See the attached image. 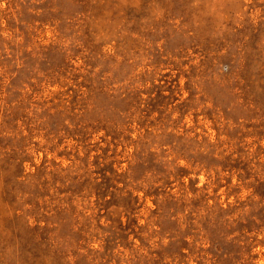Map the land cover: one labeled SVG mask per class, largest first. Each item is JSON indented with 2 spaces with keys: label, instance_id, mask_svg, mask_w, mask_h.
Instances as JSON below:
<instances>
[{
  "label": "rangeland",
  "instance_id": "374dc122",
  "mask_svg": "<svg viewBox=\"0 0 264 264\" xmlns=\"http://www.w3.org/2000/svg\"><path fill=\"white\" fill-rule=\"evenodd\" d=\"M1 156L0 264H264V0H0Z\"/></svg>",
  "mask_w": 264,
  "mask_h": 264
},
{
  "label": "trees",
  "instance_id": "16d2710c",
  "mask_svg": "<svg viewBox=\"0 0 264 264\" xmlns=\"http://www.w3.org/2000/svg\"><path fill=\"white\" fill-rule=\"evenodd\" d=\"M2 158V156L0 157ZM7 159V158H6ZM229 161L228 157L226 159ZM0 162L2 164H6L8 162L9 168H15L18 170V168H21L22 170H25L24 168V160L17 159V158H9V160L1 159ZM2 166L0 167V170H2ZM70 169V168H68ZM41 171V170H40ZM40 171H37V173L34 176H31L29 180H32V177L34 179L38 178V175L40 174ZM27 181V177L25 179ZM146 196H155L156 202L159 203L162 199L163 205L166 202V199L170 201L169 204L179 203L180 199L176 198L173 195L167 194L166 192H161L158 188H156L154 185L149 187V191L146 193ZM182 198H184V195H182ZM255 198H253L254 200ZM255 201V200H254ZM168 204V205H169ZM220 208V210L227 215H236L237 213V221L240 220L242 222V226L240 227V232L242 239H236V242L239 246L242 248H248L253 249L254 243L258 237V232L252 231L251 227L253 225H262L264 227V197L260 201L251 202V203H245L243 207L241 206H235V207H227L223 208L221 206L215 205V206H209L208 211L210 212H216V208ZM236 209V211H232V209ZM172 209V208H171ZM21 219L22 224L19 226L14 227L13 229H8V231L14 235L15 237V247L17 251H20L23 254H27L29 256L28 260H32V263L28 264H34L38 263V258L41 260L40 253H47V251H51V242L50 239L45 235H40V231L45 230L46 226L48 224L42 225V221L40 220H34V225L30 223L29 219H25V217L22 215L16 216ZM235 221H229L228 220V227L230 224H234ZM253 233H256L254 237L251 235ZM50 246V247H48ZM31 256V257H30ZM252 258H249L248 260H245L244 264H253L251 262Z\"/></svg>",
  "mask_w": 264,
  "mask_h": 264
}]
</instances>
